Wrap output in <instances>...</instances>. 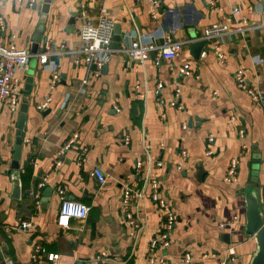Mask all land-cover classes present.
Segmentation results:
<instances>
[{
  "label": "crops",
  "instance_id": "crops-1",
  "mask_svg": "<svg viewBox=\"0 0 264 264\" xmlns=\"http://www.w3.org/2000/svg\"><path fill=\"white\" fill-rule=\"evenodd\" d=\"M29 2L0 0V45L32 53L26 68L15 73L21 99L28 100L17 198L9 163L19 110L11 113L4 105L0 112V264L7 259L49 264L44 257L32 261L35 245L58 253L56 264H151L150 254L153 264H182L184 253L192 255V264H219L228 246L235 248L233 264H248L255 243L242 233L243 191L255 174L264 186V108L236 86L233 73L241 68L252 87L263 85L257 58L264 59V0H216V8L206 0H157L155 5L151 0H51L47 13L40 9L42 0ZM80 5L89 23L103 13L125 32L97 77H89L85 65L76 62L81 19L74 27L68 20ZM153 6L156 19L150 14ZM216 22L242 27L243 35L211 39L196 58L190 41L202 39L204 29ZM154 30L187 43L175 58H160L158 64L155 52L141 63L130 60L122 51L130 37ZM36 34L39 42L32 52ZM46 50L48 67L39 62ZM185 60L193 75L179 72ZM51 66L59 78L49 89ZM29 75L32 90L25 96ZM175 87L180 95L171 105ZM46 95L50 101L40 110L37 105ZM73 133V146L57 156ZM232 160L236 172L226 181ZM95 168L106 177L101 186ZM149 178L157 180L159 197L176 217L169 245L153 253L148 245L162 216L151 203ZM125 187L142 191L143 198L124 206ZM59 189L89 207L87 216L72 219L68 228L56 223ZM126 209L137 227L123 220ZM22 221L30 225L24 228Z\"/></svg>",
  "mask_w": 264,
  "mask_h": 264
},
{
  "label": "built area",
  "instance_id": "built-area-1",
  "mask_svg": "<svg viewBox=\"0 0 264 264\" xmlns=\"http://www.w3.org/2000/svg\"><path fill=\"white\" fill-rule=\"evenodd\" d=\"M93 2L95 0H92ZM152 5H155L157 0H151ZM35 0H30L29 4L32 5ZM210 7L216 8V0H206ZM237 11V7L233 9ZM77 18L81 19V24L78 29V36L82 42V46L76 51L78 55L76 56V62L85 65L87 68V73L89 77H97L100 75L102 68L107 63L110 55L115 49L110 47L113 35V22L108 19L105 14L101 13L97 16L95 23H89L86 21V11L83 6H79L76 9ZM151 18L156 19L157 14L153 6L151 12ZM264 24V18L262 20ZM4 28L3 18L0 16V30ZM244 28L234 27L231 28L225 22H216L211 24L209 27L205 28L203 31V38L208 40L214 39L220 35L233 33L243 35ZM191 42V41H190ZM187 43L182 40H172L171 34L165 31L158 32L156 30L152 32H139L130 37L129 44L124 51L125 55L132 61L142 62L144 61L150 53L155 52L157 55L155 57V63H159L160 58L173 59L181 51L182 46ZM216 46V44H215ZM47 48V45H46ZM215 50H219V46L215 47ZM32 53L27 49H19L12 45H0V112L4 105H7L11 113L18 111V106L21 102V81L15 76L18 69H25L26 64L29 61ZM48 56L49 51L46 50L39 54V62L46 67H48ZM218 57L222 58V54L218 52ZM257 63L261 65V75L263 79L262 87L256 86L252 87L251 83L248 81L243 69H237L233 73V79L236 86L244 90L250 97V99L261 105L264 108V59L257 58ZM179 72L183 76L193 75L191 69L190 61L185 60L181 63ZM51 80L48 85L49 89H52L57 82L59 75L55 66L50 67ZM85 82V81H84ZM161 84L158 83L155 93L158 94ZM83 91V90H82ZM173 99L171 100V105H175L176 99L179 97V89L174 88ZM50 101L49 95H46L37 105L40 110H45ZM63 105L66 106V100L63 101ZM180 109V107H178ZM242 135V132H240ZM77 134L73 133L71 137L66 139L58 148L57 156H61L64 152L71 148L76 141ZM85 149L77 155V160H82ZM60 163L59 160L56 161V165ZM237 163L236 160H232L226 173L224 179L226 181H232L236 172ZM98 184L101 186L105 183L106 177L102 171L98 168L93 170ZM149 183L151 184L152 193L150 196L151 203L156 206L160 215L162 216L161 227L157 235L150 239L149 241V253H153L157 246H168L170 243V233L176 221V217L167 204V202L159 197L157 193L158 182L156 179L149 178ZM43 182L38 184V187H42ZM59 194L61 195L60 208L56 218V223L60 228H68L70 221L72 219H84L89 211V207L85 204L67 199L63 196L64 190L59 189ZM137 198L138 200L143 198V192L133 190L129 187H125L122 195V203L124 206L130 204L132 199ZM123 220L126 224L131 227H137V222L132 212L126 209L123 212ZM22 227H28L29 222L22 221ZM222 226L224 224H221ZM235 248L234 246H228L225 250L224 258L219 262V264H233L235 261ZM40 257H44L49 264H56L59 258L58 253L48 252L42 246L35 245L32 248L31 259L33 262H37ZM192 255L190 253H184L181 258L182 264H192ZM147 261L151 264L154 263V258L150 254L147 256ZM4 264H12L10 259L4 260ZM159 264H163L162 260L158 261ZM1 263V261H0ZM37 264H40L38 262Z\"/></svg>",
  "mask_w": 264,
  "mask_h": 264
},
{
  "label": "water",
  "instance_id": "water-1",
  "mask_svg": "<svg viewBox=\"0 0 264 264\" xmlns=\"http://www.w3.org/2000/svg\"><path fill=\"white\" fill-rule=\"evenodd\" d=\"M51 0H42L40 9L43 13H47ZM77 12L70 13L68 24L74 27ZM125 37V32L121 30L118 23L113 25V35L110 47L112 49H119L121 41ZM39 42V35L33 38L32 52L37 48ZM208 40L197 38L190 42V47L193 49V56L199 57L203 48L208 44ZM26 84L23 87L25 96L30 95L32 90V77L29 75L25 78ZM23 92V91H22ZM28 100L21 99L19 105V113L16 120V132L13 141L11 160L9 163L11 175L13 176L14 188L13 197H19L21 193L20 179L18 174L19 160L21 156V149L23 144V128L26 118V110ZM256 176V174H255ZM251 179L250 185L243 191V196L246 203L245 224L242 229L243 235L253 239L255 243V251L253 252L248 264H264V186L257 183V179ZM44 194V193H43Z\"/></svg>",
  "mask_w": 264,
  "mask_h": 264
}]
</instances>
